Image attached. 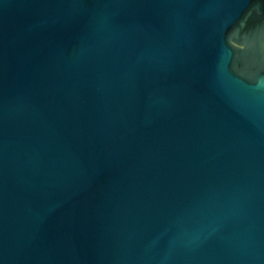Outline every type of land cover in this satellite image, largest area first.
Wrapping results in <instances>:
<instances>
[{"label": "water", "instance_id": "1", "mask_svg": "<svg viewBox=\"0 0 264 264\" xmlns=\"http://www.w3.org/2000/svg\"><path fill=\"white\" fill-rule=\"evenodd\" d=\"M0 264H264V0H0Z\"/></svg>", "mask_w": 264, "mask_h": 264}]
</instances>
